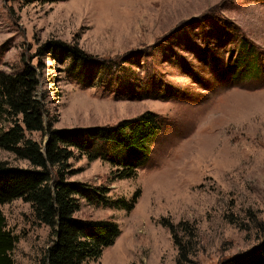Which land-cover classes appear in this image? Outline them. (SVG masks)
<instances>
[{"label": "rangeland", "instance_id": "obj_1", "mask_svg": "<svg viewBox=\"0 0 264 264\" xmlns=\"http://www.w3.org/2000/svg\"><path fill=\"white\" fill-rule=\"evenodd\" d=\"M55 46L105 68L83 87L73 57ZM26 64L52 129L115 125L147 111L165 122L133 179L113 180L100 160H69L67 181L105 187L112 200L138 195L129 212L80 201L74 218L112 219L120 229L86 264H178L180 245L189 252L179 264H221L260 242L264 0H0V71ZM0 162L29 167L1 150ZM0 211L17 238L14 264H38L50 228L22 199Z\"/></svg>", "mask_w": 264, "mask_h": 264}, {"label": "trees", "instance_id": "obj_2", "mask_svg": "<svg viewBox=\"0 0 264 264\" xmlns=\"http://www.w3.org/2000/svg\"><path fill=\"white\" fill-rule=\"evenodd\" d=\"M55 50L73 57V75L83 87H89L105 68V63H93L75 49L60 46ZM38 88V74L28 64L13 74L0 71V150L29 164L28 168H19L0 162V206L22 199L31 204L36 220L50 228L52 240L38 264H86L114 244L120 229L112 219L74 218L80 201L129 212L138 195L129 201L112 200L105 187L67 181L74 172L69 160H100L111 166L113 180L133 179L149 163L152 144L165 122L147 111L115 125L52 129L49 123L45 124L48 113L39 99ZM33 133L46 136L45 144L33 140ZM16 243L17 238L7 229L0 211V264H14ZM188 252L180 245L178 264ZM222 264H264V229L253 249Z\"/></svg>", "mask_w": 264, "mask_h": 264}, {"label": "water", "instance_id": "obj_3", "mask_svg": "<svg viewBox=\"0 0 264 264\" xmlns=\"http://www.w3.org/2000/svg\"><path fill=\"white\" fill-rule=\"evenodd\" d=\"M46 142V141H45ZM45 142H44V144H45ZM250 251V250H249ZM244 254V253H243ZM243 254H240V255H237V256H235L236 258H238V257H241ZM235 257H233V258H235ZM230 259H232V258H230ZM230 259H227V260H225L224 262H226V261H229ZM223 263V262H222ZM221 263V264H222Z\"/></svg>", "mask_w": 264, "mask_h": 264}]
</instances>
